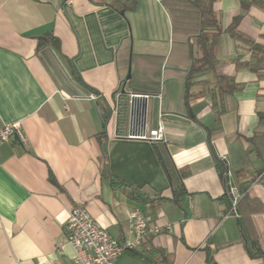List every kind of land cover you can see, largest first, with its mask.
<instances>
[{
    "label": "crops",
    "instance_id": "obj_1",
    "mask_svg": "<svg viewBox=\"0 0 264 264\" xmlns=\"http://www.w3.org/2000/svg\"><path fill=\"white\" fill-rule=\"evenodd\" d=\"M240 2H213L218 61L191 72L201 56L194 30L175 27L163 0H0V126L19 123L0 145V264H73L66 223L77 205L119 240L134 208L160 227L117 264H262L245 250L238 219L264 250V181L238 186L264 166L246 148L264 113V71L230 60L248 53L225 29L240 15L237 28L264 43V0ZM221 77L239 87L226 91ZM123 86L153 96L145 128L161 121L160 141L103 124L104 99L88 94L114 99ZM257 142L264 148V127ZM158 150L185 186L179 202Z\"/></svg>",
    "mask_w": 264,
    "mask_h": 264
},
{
    "label": "trees",
    "instance_id": "obj_2",
    "mask_svg": "<svg viewBox=\"0 0 264 264\" xmlns=\"http://www.w3.org/2000/svg\"><path fill=\"white\" fill-rule=\"evenodd\" d=\"M130 5L133 6L135 0H128ZM215 0H205L202 3L200 0H163L164 5L166 6L169 13L173 18V24L175 27L178 25L179 22H184L185 26L188 30H194V37H196V42L198 47L201 51V56L199 58H192V68L191 72H195L196 68L200 67L207 70L208 68L212 67L218 59L215 55V47L218 42V36L223 31L221 26V22L217 18L216 12L213 10V2ZM251 1V0H250ZM249 0H241V7L246 9L250 3ZM122 5H125L122 3ZM121 5V6H122ZM181 19V21H180ZM240 19V15L236 16L232 23L225 29L229 33V35L242 44L246 52L248 53V58L242 59L239 56H234L230 58L237 67L246 68L250 71H254L259 73V76L264 71V43L257 41L256 39L244 34L238 28V21ZM46 39H51L55 44L57 40L51 35L46 34ZM198 64V65H197ZM199 69V71H200ZM218 82L222 83V88L226 91H232L237 89L239 86L237 83L233 81V78H226L221 77L218 78ZM128 98L129 95L125 92H120L118 95L119 100V112L117 117V133L124 130L127 125L128 120ZM259 123L258 129L254 132V134L247 138V150L256 152L259 155H264V148L260 146L257 142V137L260 134V130L262 127V123H264V113L258 112ZM107 118V114L103 115V124ZM259 130V131H258ZM105 137L106 133L102 130L98 134L99 144L102 148V164H101V172L105 173L107 171V159L105 154ZM160 161L165 170L166 175L169 178L171 189H172V199L175 202L180 201V197L183 194H186L185 186L178 176V174L174 170V165L170 161L167 154L158 150ZM217 169L220 173V176L223 178L224 170L223 165L220 160L217 159ZM238 173V172H237ZM48 178L50 181L56 184V181L51 172H49ZM254 180H261L264 181V166L261 170H259L254 176L248 178L247 180L240 182L238 188L239 189H246L249 184H251ZM241 237L243 240V244L247 253L253 258H261L263 259L262 264H264V250L259 245L258 241L249 237L247 234L245 227L240 219H238ZM210 264H215L212 257L208 259Z\"/></svg>",
    "mask_w": 264,
    "mask_h": 264
},
{
    "label": "built area",
    "instance_id": "obj_3",
    "mask_svg": "<svg viewBox=\"0 0 264 264\" xmlns=\"http://www.w3.org/2000/svg\"><path fill=\"white\" fill-rule=\"evenodd\" d=\"M144 97L147 100L153 96L148 94L130 93L128 98V114L130 98L132 96ZM93 101L104 99V107L98 106L101 117L107 113V121L117 124L119 112L118 95L114 99H107L98 92L92 91L88 94ZM101 108L105 109L102 113ZM142 102L136 103L133 111V121L131 123L132 133H127L129 137L146 139L151 142L160 141L163 138V126L159 121L157 127L146 129L141 132ZM106 121V120H105ZM128 123V122H127ZM19 123L11 122L0 126V145L10 140L18 133ZM228 192L231 197L232 208L237 199L236 190L229 185ZM128 225L126 236L119 240L111 236L108 231L100 226L89 214L88 210L82 206H74L68 216L66 229V241L74 251L73 264H117L118 257L125 250L137 248L148 232L159 233L158 225L149 226L150 217L140 208H134L128 215ZM169 228V226H167Z\"/></svg>",
    "mask_w": 264,
    "mask_h": 264
},
{
    "label": "water",
    "instance_id": "obj_4",
    "mask_svg": "<svg viewBox=\"0 0 264 264\" xmlns=\"http://www.w3.org/2000/svg\"><path fill=\"white\" fill-rule=\"evenodd\" d=\"M128 77V76H127ZM121 92H125L124 86L121 89ZM136 94H142V93H136ZM142 102V113H141V132L145 131L146 127V113H147V99L144 97H139V96H132L130 98V104H129V114H128V131L129 133H132L131 129V123L133 121V111L136 103ZM102 113L105 112L104 108H101Z\"/></svg>",
    "mask_w": 264,
    "mask_h": 264
},
{
    "label": "rangeland",
    "instance_id": "obj_5",
    "mask_svg": "<svg viewBox=\"0 0 264 264\" xmlns=\"http://www.w3.org/2000/svg\"><path fill=\"white\" fill-rule=\"evenodd\" d=\"M151 109H152V100H149L148 101V110H147V119H149Z\"/></svg>",
    "mask_w": 264,
    "mask_h": 264
}]
</instances>
